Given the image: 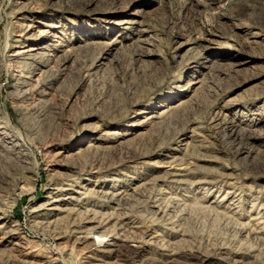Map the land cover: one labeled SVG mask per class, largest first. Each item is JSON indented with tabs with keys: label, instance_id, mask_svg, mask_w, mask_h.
Masks as SVG:
<instances>
[{
	"label": "rangeland",
	"instance_id": "374dc122",
	"mask_svg": "<svg viewBox=\"0 0 264 264\" xmlns=\"http://www.w3.org/2000/svg\"><path fill=\"white\" fill-rule=\"evenodd\" d=\"M0 264H264V0H0Z\"/></svg>",
	"mask_w": 264,
	"mask_h": 264
},
{
	"label": "bare ground",
	"instance_id": "6f19581e",
	"mask_svg": "<svg viewBox=\"0 0 264 264\" xmlns=\"http://www.w3.org/2000/svg\"><path fill=\"white\" fill-rule=\"evenodd\" d=\"M34 50V49H32ZM31 51V50H30ZM26 52V51H25ZM82 194V193H81ZM49 196V195H48ZM52 196V195H51ZM49 197L50 200L45 204V207L48 206V210L51 212H67V213H72L74 211V209H70V208H65V206L62 205V202H65V200H69V199H73L72 197H67V199L64 198H60V197ZM71 201V200H70ZM69 202V201H68ZM72 204V203H71ZM38 213V212H37ZM104 217V216H102ZM101 216H99L97 213H90V215H87L84 217L85 223H95V226L93 227L94 229L90 230H85L84 228H82L83 226L79 225V226H75L74 227V234H83L82 236L79 237V235H77V242L79 244H85L88 243V240L90 238H92V236L94 234H99L100 230L102 228H104V226L107 223V219L102 218ZM91 227V226H90ZM121 227V226H119ZM122 229V228H118ZM124 230V229H123ZM124 232V231H123ZM126 233V232H125ZM72 234V233H71ZM153 234V233H152ZM101 236V235H100ZM106 241L108 242V244L112 247H110L111 249H113V247H116L117 244L115 242L114 235H106ZM118 237V236H117ZM155 237V236H154ZM152 239V238H151ZM97 240V239H96ZM151 241V240H150ZM100 242V241H99ZM86 246V245H85ZM141 249V248H140ZM114 250V249H113ZM139 250V248H138ZM111 251V250H110ZM27 252V251H26ZM20 253V252H19ZM142 253V252H141ZM144 259V258H143ZM32 263V262H31Z\"/></svg>",
	"mask_w": 264,
	"mask_h": 264
}]
</instances>
